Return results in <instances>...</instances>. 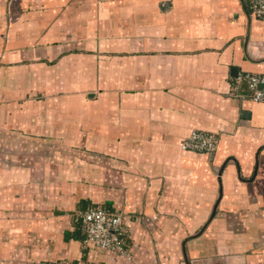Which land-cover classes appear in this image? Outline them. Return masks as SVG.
Segmentation results:
<instances>
[{
    "label": "crops",
    "instance_id": "0c3cea01",
    "mask_svg": "<svg viewBox=\"0 0 264 264\" xmlns=\"http://www.w3.org/2000/svg\"><path fill=\"white\" fill-rule=\"evenodd\" d=\"M264 73L247 0H0V264H264ZM213 132L212 155L185 151ZM123 214L130 259L77 211Z\"/></svg>",
    "mask_w": 264,
    "mask_h": 264
},
{
    "label": "built area",
    "instance_id": "2783aa9c",
    "mask_svg": "<svg viewBox=\"0 0 264 264\" xmlns=\"http://www.w3.org/2000/svg\"><path fill=\"white\" fill-rule=\"evenodd\" d=\"M250 11L264 20V0H247ZM230 94L241 101L264 103V73L241 72L233 80ZM219 136L204 130H192L182 141L185 151L212 155L219 146ZM76 220L84 236L83 246L93 245L97 249L130 259L129 231L123 214L104 206H90L77 211ZM36 264H83L72 259L40 261Z\"/></svg>",
    "mask_w": 264,
    "mask_h": 264
},
{
    "label": "trees",
    "instance_id": "16d2710c",
    "mask_svg": "<svg viewBox=\"0 0 264 264\" xmlns=\"http://www.w3.org/2000/svg\"><path fill=\"white\" fill-rule=\"evenodd\" d=\"M88 207H90V206H88ZM88 207H86V208H88ZM86 208H84V209H86ZM128 238H129V236H128ZM83 239H84V236H83Z\"/></svg>",
    "mask_w": 264,
    "mask_h": 264
}]
</instances>
